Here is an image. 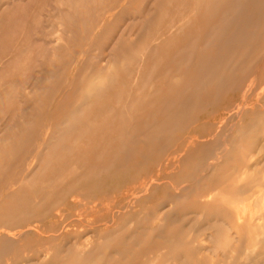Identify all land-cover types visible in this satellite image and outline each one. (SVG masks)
I'll use <instances>...</instances> for the list:
<instances>
[{"label": "rangeland", "instance_id": "rangeland-1", "mask_svg": "<svg viewBox=\"0 0 264 264\" xmlns=\"http://www.w3.org/2000/svg\"><path fill=\"white\" fill-rule=\"evenodd\" d=\"M210 1L0 0V264H264V8Z\"/></svg>", "mask_w": 264, "mask_h": 264}, {"label": "bare ground", "instance_id": "bare-ground-1", "mask_svg": "<svg viewBox=\"0 0 264 264\" xmlns=\"http://www.w3.org/2000/svg\"><path fill=\"white\" fill-rule=\"evenodd\" d=\"M221 1H222V0H221ZM221 1H219V2H218V1H215V3L218 2L217 4H219V5H217V6H220V2H221ZM224 1L227 2V3H229L227 0H224ZM224 1H222L223 3H222V2H221V3L224 4ZM229 1H230V0H229ZM239 1H240V0H239ZM239 1H238V0H232L231 3H230V4H231L230 7L226 8L227 11L229 10L230 12H233V13H230L229 11L227 12L226 9H225V13H226V14L223 12V14H225V15H224V17H223V15H222V18H221V20L223 19V20H222V21H223L222 24L225 26V24H224V23H225V20H228V24H229V25L226 23V27H225V28H224V27H221V29H220V27H219L218 30L220 29L221 32L219 33L220 30H219V31H218V30L215 31V33H213V34L218 33V34L215 35V37H214V35H213V36L211 35L212 37H214V39H216V36L218 35L217 37H218V39H219V44H217V45L220 46V47L218 48V51H219L220 49L222 50L221 46H223V51H224V48H227V47H224V46H226V45L230 46V48H232V47L234 48L235 45H237V47H239V46H240L239 43L243 42V40H244V42H245V39H247L248 36H250V33L247 32V31H249V29H247V27H244V28H245V31L247 30V31L245 32V31L242 30V29H243V28H242L243 26H242V27L240 26V27L242 28V29H241V28H239L238 25H241V24H242V23H241V24L239 23L240 21H242V22L245 21V22L247 23V24H245V22H244V24H242V25H248L250 22H252V18L254 17V16H253V12L251 11V12H252V16H253V17L251 16L252 18H251L250 15H249V14H251V12H250V13L248 14L249 17L246 15L247 17H246L245 19L243 18L244 20L241 19V18H242L241 16H245V15H242L243 11H244V14H247V11L245 10V9H246V6H247V4H245V2H247V0H243V4H242V2H241V5H244L243 7H245V9H243V7H241V5L239 4V3H240ZM248 1H249V0H248ZM210 2H211V1H210ZM210 2H209L210 5L214 3V1H212L211 3H210ZM215 3H214V5L216 6ZM247 3H248V2H247ZM250 3H251V4L253 5V7H254V9H252V10H254V12H256V13H259V11L263 10V8H264V0H251ZM222 4H221V5H222ZM214 5H213V7H214ZM227 5H228V4H226V6H227ZM245 5H246V6H245ZM211 6H212V5H211ZM247 7H248V6H247ZM218 8H219V7H218ZM245 11H246V12H245ZM212 13H213V12H212ZM256 13H254V14H256ZM229 14L233 15L232 18H230V20L227 19V18H229V16H231V15H229ZM227 15H228V16H227ZM256 15H257V14H256ZM256 15H255V16H256ZM240 17H241V18H240ZM257 17H258V16H257ZM263 17H264V16H263ZM255 18H256V17H255ZM259 18H261V17L259 16L257 19H259ZM222 21H221V22H222ZM231 21H232V22H231ZM255 21H256V20H255ZM226 22H227V21H226ZM229 22H230L231 24H230ZM258 22H260V20L257 21V23H258ZM262 23H263V22H261V24H262ZM222 24H221V25H222ZM254 24H255V23H253V25H254ZM221 25H220V26H221ZM223 25H222V26H223ZM230 25H231L232 27H231ZM218 26H219V25H218ZM249 26H250V25H248V27H249ZM229 27H230L231 29H230ZM251 27H252V26H250V28H251ZM257 27H258V26H257ZM228 28H229V29H228ZM252 28L254 29V26H253ZM216 29H217V28H216ZM259 29H260V28H259ZM255 31L258 32V30H256V29L254 30V32H255ZM213 32H214V30H213ZM250 32H252L251 29H250ZM256 32H255V33H256ZM211 33H212V32H211ZM246 33H248V34H246ZM252 33H253V32H252ZM247 35H248V36H247ZM251 35H252L253 38H254V36H256L255 34H251ZM253 35H254V36H253ZM211 36H210V38H211ZM245 37H247V38H245ZM249 38H250V37H249ZM253 38H251L252 41L254 40ZM251 39H250V40H251ZM209 40H210V39H208V42H209ZM211 42H212V40H211ZM244 42H243V43H244ZM249 42H250V41H249ZM253 42H254V41H253ZM205 44H207V42H206ZM238 44H239V46H238ZM241 44H242V43H241ZM248 44H249V43H248ZM248 44H247L246 46H250V45H248ZM254 44H255V42H254ZM242 46H243V45H242ZM251 46H252V45H251ZM210 47H211V46H210ZM228 48H229V47H228ZM247 48H248V47H247ZM234 49H235V48H234ZM239 49H240V48H239ZM229 50H230V49H229ZM229 50H228V51H229ZM237 50H238V49H237ZM218 51H215V53L218 52ZM223 51H219V53L221 52V54H223ZM225 51H227V49H226ZM232 51H234V50L232 49ZM229 52H231V51H229ZM235 52H236V50H235ZM244 52H246V51H244ZM215 53H214V54H215ZM224 53H225V54H228V52H224ZM190 54H192V52H191ZM225 54H224V55H225ZM230 54H231V53H230ZM233 54H234V52H233ZM192 55H193V54H192ZM192 55H190V56L192 57ZM219 55H220V54H217L216 57H218ZM188 56H189V55H188ZM202 56H204V55H202ZM209 56H210V54H209ZM220 56H221V55H220ZM226 56H227V55H226ZM232 56H234V55H232ZM232 56H229V57H232ZM204 57H205V56H204ZM189 58H190V57H189ZM201 58H202V57H200V59L197 61L199 64H200ZM212 58H213V57H212ZM212 58H210V59H212ZM214 58H215V57H214ZM214 58H213V59H214ZM223 58H225V57L223 56ZM226 58H227V57H226ZM226 58H225V60H226ZM210 59H209V60H210ZM213 59H212V60H213ZM219 59H220V58H219ZM221 59H222V57H221ZM221 59H220V60H221ZM231 59H232V58H231ZM237 59H238V58H237ZM214 60H215V59H214ZM225 60H223V62H224ZM229 60H230V59H229ZM234 60H235V58H234ZM202 61H203V58H202ZM204 61H206V60L204 59ZM204 61H203V63H204ZM232 61H233V60H232ZM237 61H238V60H237ZM212 62H214V61H212ZM216 62H217V61H216ZM226 62H228V61H226ZM195 63H196V62H195ZM205 63L207 64L208 62H205ZM214 63H215V62H214ZM220 63H221V62H220ZM199 64H198L197 66L201 67L202 62H201L200 65H199ZM217 64H218V66H219V63H217ZM224 64H225V63H224ZM224 64H223V65H224ZM226 64H227V63H226ZM230 64H231V63H230ZM204 65H205V64H204ZM210 65H214V64H213V63H212V64L209 63V66H210ZM215 65H216V63H215ZM232 65H234V64H232ZM195 66H196V65H195ZM197 66H196V70L199 71L201 68H200V69H199V68L197 69ZM202 66H203V65H202ZM205 66H206V65H205ZM205 66H203V67L205 68ZM218 66H217V67H218ZM226 66H227V65H226ZM203 67H202V72H203V71H206V70L208 69V68H207V69L205 68L206 70H205V69L203 70ZM206 67H208V65H207ZM210 67H212V66H210ZM210 67H209V69H210ZM215 67H216V66H215ZM224 67H225V66H224ZM224 67H223V68H224ZM223 68H222V70H223ZM230 68H231V67H230ZM261 68H262V67H261ZM209 69H208V71H209V73L211 72V74H213L214 72H216L215 70H212V71H213V73H212V71L209 70ZM217 69H218V68H217ZM217 69H216V70H217ZM234 70H237V68L234 67ZM197 71H196V72H197ZM200 71H201V70H200ZM200 71H199V72H200ZM199 72H198V73H199ZM219 72H220V71H219ZM219 72H218V74H220ZM223 72H224V70H223ZM198 73H195V74H198ZM203 73L206 74L204 77H203V76L200 77L199 74H198V75H195V77H196V76H199V77L201 78V79H200L199 77H198V78L196 77V78L198 79L197 83L200 81L199 84H198L197 86H196V84L193 85V83H192V86H193V87L196 86L195 88H196V90L198 89L199 92H200V91L202 92L203 90H201V89L204 88V85H205V87H206L207 83H210L211 79L213 80V77H214V75H211V74L209 75V73H205V72H203ZM200 74H202V73L200 72ZM207 74H208L209 76H207ZM222 74H223V73H222ZM222 74H220V77H222V76H221ZM216 76H217V75H216ZM217 77H218V76H217ZM215 78H216V77H215ZM219 79H220V78H218L217 80H219ZM193 80H194V83H196V80H195L194 78H193ZM192 82H193V81H192ZM211 82H212V81H211ZM214 82H217V81H214ZM214 82H213V84H215ZM217 83H218V82H217ZM219 83H220V82H219ZM223 83H224V82H223ZM226 83H227V81H226ZM189 84H191V83H189ZM202 84H204V85L202 86ZM200 85L202 86V88H201ZM198 86L200 87V89H199ZM207 86H208V85H207ZM216 86H217V85H216ZM193 87H192V88H193ZM197 87H198V88H197ZM220 87H222V85H220ZM195 88H193L194 91H196ZM206 88H207V87H206ZM187 89H188V88H187ZM187 89H186V90H187ZM193 89H191V91H192ZM186 90L184 91L185 93H186ZM189 90H190V88L187 90V92H188ZM191 91H189V92H191ZM194 91H192V92H194ZM197 92H198V91H197ZM199 92L197 93V95L199 94ZM201 92H200V93H201ZM185 93L182 92L181 94H184V95H187V94H188V93H186V94H185ZM178 94H179V93H178ZM181 94H180V95H181ZM194 94H195V93H194ZM194 94H193V95H194ZM180 95H179V96H180ZM190 95H192V93H190L189 96H190ZM193 95H192V96H193ZM187 96H188V95H187ZM192 96H191V97H192ZM181 97H182V96H181ZM182 98H183V97H182ZM187 98H188V97H187ZM176 99H177V98H176ZM179 99H180V97L178 98V100H179ZM184 99H186V98H184ZM189 99H190V98H188L187 100L190 101ZM178 100H176V101H177V102H180V101H178ZM182 101L185 102V100H182ZM174 102H175V100H174ZM186 102H187V101H186ZM196 102H197V101H196ZM182 103H183V102H182ZM197 103H198V102H197ZM172 104H173V103H172ZM185 104H187V103H185ZM185 104H184V105H185ZM188 104H189V103H188ZM188 104H187V105H188ZM175 105H176V104H175ZM181 105H183V104H181ZM181 105H180V106H181ZM187 105H185V106L188 107ZM191 105H192V104H190L189 106L191 107ZM194 105H195V104H194ZM194 105H192V106H194ZM178 106H179V105H178ZM178 106H177V107H178ZM173 107H174V106H173ZM175 107H176V106H175ZM182 107H183V106H182ZM182 107H181V109H182ZM166 108H167V107H166ZM172 109H175V110H176V108H172ZM188 109H189V108H188ZM175 110H173V112H174ZM192 110H193V108H192ZM185 111H186V113L188 112L187 110H185ZM185 111H184V112H185ZM169 112H171V110H170ZM125 113H126V112H125ZM156 113H157V112H156ZM177 113H178V112H177ZM188 113H189V112H188ZM173 114H174V113H173ZM170 115H171V114H170ZM77 126H78V125H77ZM190 141H191V140H190ZM262 141H263V140H262ZM219 152H220V151H219ZM179 155H180V154H179ZM179 155H178V156H179ZM174 158H175V157H174ZM170 159H171V158H170ZM170 161H171V160H170ZM170 163H171V162H170ZM211 163H212V162H211ZM34 172H35V171H34ZM189 183H190V182H189ZM130 191H131V190H130ZM142 193H143V192H142ZM137 197H138V196H137ZM92 202H94V201H92ZM98 204H99V202H98ZM106 205H107V204H106ZM104 206H105V205H104ZM101 209L103 210V208H101ZM96 211H97V210H96ZM123 211H124V210H123ZM99 214H100V213H99ZM200 214H201V213H200ZM92 215H93V214H92ZM9 218H10V217H9ZM94 218H95V215H94ZM94 218H93V221H94ZM96 218H97V217H96ZM261 219H262V218H261ZM7 220H8V219H7ZM97 220H98V219H97ZM254 221H255V220H254ZM256 222H258V221H256ZM157 223H158V222H157ZM149 228H150V227H149ZM27 229H28V228H27ZM35 229H36V228H35ZM4 230H5V229H4ZM5 231H6V230H5ZM7 232H8V231H7ZM8 233H9V232H8ZM88 234H89V233H88ZM84 236H85V235H84ZM86 236H87V234H86ZM18 237H19V236H18ZM87 237H88V236H87ZM100 238H102V237H100ZM105 238H106V237H105ZM82 239H84V238H82ZM93 240H94V239H93ZM100 240L102 241L103 239H100ZM82 241H84V240H82ZM82 241H81V242H82ZM71 243H72V242H71ZM78 243H79V242H78ZM83 243H84V242H83ZM98 243H100V242L98 241ZM67 244H68V243H67ZM75 244H76V243H75ZM90 244H91V243H90ZM90 244H88V245L90 246ZM4 245H5V244H4ZM76 245H77V244H76ZM76 245H75V246H76ZM79 245H80V244H79ZM91 245H92V244H91ZM6 246H7V245H6ZM82 246H83V245H82ZM82 246H81V247H82ZM86 246H87V245H86ZM89 246H87V247H89ZM76 247H77V246H76ZM84 247H85V245H84ZM84 247H82V248H84ZM87 247H85V248L87 249ZM9 248H10V247H9ZM9 248H8V249H9ZM78 248H79V247H78ZM78 248H77V249H78ZM6 249H7V248H5L4 250L6 251ZM10 250H11V248H10ZM10 250H9V251H10ZM80 250H81V249H80ZM83 250H84V249H83ZM83 250H82V251H83ZM219 250H220V249H219ZM7 251H8V250H7ZM63 251H64V250H63ZM63 251H62V252H63ZM70 251H71V250H70ZM70 251H69V252H70ZM211 251H212V250H211ZM84 252H85V251H84ZM4 253H5V252H4ZM4 253H3V254H4ZM45 253H46V252H45ZM80 253H82V252H80ZM201 254H202V253H201ZM44 257H45V256H44ZM64 257H65V256H64ZM42 259H43V258H42ZM151 261H152V260H151ZM151 261H149V262H151ZM37 262H38V261H37ZM39 262H40V261H39ZM49 263H50V262H49ZM154 263H155V262H154ZM32 264H33V263H32ZM36 264H37V263H36Z\"/></svg>", "mask_w": 264, "mask_h": 264}]
</instances>
